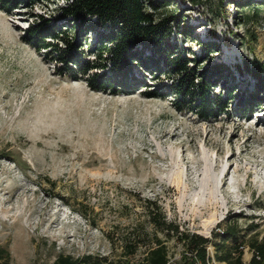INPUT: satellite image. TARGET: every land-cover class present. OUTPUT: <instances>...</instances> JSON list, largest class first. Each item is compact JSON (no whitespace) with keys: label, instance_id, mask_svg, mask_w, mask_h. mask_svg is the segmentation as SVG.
<instances>
[{"label":"rangeland","instance_id":"rangeland-1","mask_svg":"<svg viewBox=\"0 0 264 264\" xmlns=\"http://www.w3.org/2000/svg\"><path fill=\"white\" fill-rule=\"evenodd\" d=\"M3 2L0 0V264L5 263V253L9 254L8 264H52L60 254L113 260L122 252L121 242L128 233L138 234L142 240L132 257L142 259L154 233L164 238V233L148 223L147 199H157L165 217L179 231L215 241L212 232L234 225L239 243L243 242L246 264L251 258L246 241L254 233L264 234V106H252L247 118L229 110L202 120L179 109L167 89L170 81L166 76L137 69L128 80L137 87L133 93L92 90L86 77L74 80L58 75L51 56L37 50L26 31L40 16L59 23L56 17L65 0L18 1L14 6ZM174 2V6L157 10V16L180 8L188 27L196 26L191 29L193 38L219 45V54L212 61L228 67L231 75L227 81L250 90L253 81L236 73L233 64L244 57L264 62V0ZM241 2L248 3L249 9H241ZM173 37L182 49L201 58L197 43L178 34ZM93 38L88 36L87 44L81 40L86 51L92 49ZM87 57L95 58L93 52ZM206 65L203 62L200 67ZM136 81L145 87L135 86ZM144 92L163 93L164 97L148 98ZM258 121L260 135L243 147L251 134L248 129ZM243 149L247 151L240 156ZM232 152L233 178L213 199L219 206L192 205V199H206L201 194L205 174L226 173ZM245 168L252 171L249 181ZM183 185L191 188L189 198L184 196ZM236 185L243 197L237 196ZM223 192L232 193L234 206H227ZM165 245L170 263L177 264L182 246L174 239ZM207 251L211 257L212 247ZM208 264L219 263L211 260Z\"/></svg>","mask_w":264,"mask_h":264},{"label":"trees","instance_id":"trees-1","mask_svg":"<svg viewBox=\"0 0 264 264\" xmlns=\"http://www.w3.org/2000/svg\"><path fill=\"white\" fill-rule=\"evenodd\" d=\"M18 1L36 4L48 0H5L3 3L14 6ZM182 1L190 5L198 4V0ZM175 4L174 0H65L56 17L59 23L40 16L41 20L33 22L26 31L33 46L51 56L58 75L70 76L74 80L79 76L86 77L87 85L95 91H108L114 95L133 93L137 87L131 86L128 80L137 69L144 74L157 72L166 76L170 81L167 89L176 98L179 109L189 110L202 120L229 110L239 118H247L252 106H264V62L244 57L240 63L233 64L236 73L244 74L253 81L250 90L228 82L231 75L228 67L212 61L219 54V45L214 41L201 43L193 38L191 29H196V26L188 27L180 8L175 7L163 17L157 16V10ZM248 5L239 3L241 9H249ZM60 23H63L64 29ZM173 34L188 37L197 43L201 58L182 49ZM90 35L94 37V43L92 49L86 51L81 40L87 44ZM92 52L95 58L89 59L87 56ZM203 62L207 65L200 67ZM134 84L145 87L143 82L136 81ZM143 94L148 98L164 97L163 93ZM158 202L157 199L144 200V211L148 223L164 233V238L154 233L142 259H132L142 240L138 234L128 233L122 239V252L117 259L89 255L75 259L60 254L52 264H172L165 245V241L171 239L184 250L177 264H208L212 259L224 264H245L243 242L239 243L234 225L220 233L212 232L215 241L179 231V226L165 217ZM246 244L251 252L246 264H264V234L250 235ZM209 246L213 249L211 257L207 251ZM0 253L3 254V251ZM4 255V264H8L9 254Z\"/></svg>","mask_w":264,"mask_h":264},{"label":"bare ground","instance_id":"bare-ground-1","mask_svg":"<svg viewBox=\"0 0 264 264\" xmlns=\"http://www.w3.org/2000/svg\"><path fill=\"white\" fill-rule=\"evenodd\" d=\"M258 123H260V121H258L257 123H255L254 125H253V127L251 128V129H248L250 132H251V134H250V136L243 142V147H246V143H248L250 140H253V139H255L256 138V136L257 135H260V134H258ZM220 129H221V127H220ZM167 134V133H166ZM168 135H170V134H168ZM172 135V134H171ZM234 135V134H233ZM232 135V136H233ZM237 135V134H236ZM174 136H176V134H174ZM231 136V137H232ZM261 138H263L264 139V131L261 133ZM172 139V138H171ZM220 140V139H219ZM169 141V140H168ZM194 141V140H193ZM231 141V140H230ZM233 141V140H232ZM218 142V141H217ZM221 143V142H220ZM218 144H219V142H218ZM217 144V145H218ZM231 144V143H230ZM241 145V146H242ZM234 146V145H233ZM242 147V148H243ZM248 147V146H247ZM237 149H238V147H237ZM240 149V148H239ZM233 150H234V148H233ZM219 151V150H218ZM221 151V150H220ZM245 151H247L246 149H243L240 153H239V155L241 156V153H245ZM221 153V152H220ZM234 152H232L231 153V155L229 156V158H228V160H227V162L228 163H230L229 164V166H228V170L226 171V173H224V174H221V171L218 173V175H216V174H211V173H209V172H207L206 174H205V176H204V178H203V184H204V186H203V189H202V192H201V194L204 196L205 195V200H201V199H199V197H198V199H196V200H194V199H192L193 201H192V205H194V206H196V207H204V208H210V207H213V208H215V207H218L219 206V203L215 200H213V199H215V197L217 196V193L219 192V190H222L229 182H230V180H232V178H233V173H232V171H231V169L233 168V164H232V158L234 157V154H233ZM176 153L174 154V157L176 158ZM182 156H183V152H182ZM180 157V156H179ZM236 157V156H235ZM180 160H182L181 158H180ZM243 168H240V169H238V170H235V172H237V173H239L241 170H242ZM264 171V170H263ZM245 172H246V181H249V178L252 176V171L251 170H249V168H245ZM198 177H201V175L200 174H198L197 175ZM219 183H220V185H219ZM234 184H236V183H234ZM184 187H183V189H182V191H183V193H184V196L186 195V197H187V193L189 192V194H190V189L188 188V186L186 185H183ZM236 187L237 188H239L238 190V192L239 193H237V196L238 197H243V190H241L240 189V187L238 186V185H236ZM194 191H199L200 189L198 188V187H193L192 188ZM259 190V189H258ZM193 191V192H194ZM183 196V197H184ZM189 196V195H188ZM223 196H224V198L226 199V204H227V206L230 208V207H232V206H234V200L232 199V193H228V194H226L225 192H223ZM187 198H189V197H187ZM186 198V199H187ZM201 198V197H200ZM242 202V200H240L239 201V203H241ZM236 203V202H235Z\"/></svg>","mask_w":264,"mask_h":264},{"label":"built area","instance_id":"built-area-1","mask_svg":"<svg viewBox=\"0 0 264 264\" xmlns=\"http://www.w3.org/2000/svg\"><path fill=\"white\" fill-rule=\"evenodd\" d=\"M213 260V259H212ZM219 264H224V263H219Z\"/></svg>","mask_w":264,"mask_h":264}]
</instances>
